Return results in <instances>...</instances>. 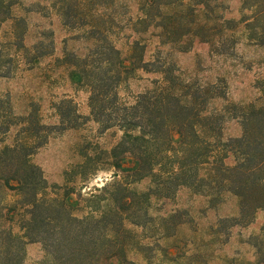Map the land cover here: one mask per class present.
Listing matches in <instances>:
<instances>
[{
    "label": "trees",
    "instance_id": "1",
    "mask_svg": "<svg viewBox=\"0 0 264 264\" xmlns=\"http://www.w3.org/2000/svg\"><path fill=\"white\" fill-rule=\"evenodd\" d=\"M245 1L260 17L264 14V0ZM52 2L69 28L83 29L95 41L104 38L101 54L109 53L112 60L94 68L87 56L76 58L69 79L88 89L92 119L104 130L118 128L122 136L107 154L111 180L87 199L67 192L60 198L47 196L43 174L29 160L33 147L0 150V264H22L27 242L42 245L47 258L41 264H134L126 256L125 222L137 224L135 219L147 216L152 198L173 200L181 189L207 197L214 206L224 195L236 199V214L219 217L215 229L251 224L256 212L264 210V103L229 102L214 83L197 85L181 78L172 62L144 60L145 45L141 48L138 39L121 57L99 23V5L91 1L84 9L83 0ZM138 2L135 34V26L142 25L144 32L155 27L161 37L178 44L189 37L210 39L216 28L225 32L219 24H196L197 15L185 0ZM10 8L9 0H0L1 21L11 19ZM140 50L142 58L136 59L134 52ZM138 69L158 78L151 89L125 101L119 87ZM217 102L221 106L213 108ZM13 120L0 99V135L15 125ZM230 124L237 134H227ZM138 183L148 186L145 192L130 188ZM177 216L174 212L167 219ZM253 237L255 264H264V233Z\"/></svg>",
    "mask_w": 264,
    "mask_h": 264
},
{
    "label": "rangeland",
    "instance_id": "2",
    "mask_svg": "<svg viewBox=\"0 0 264 264\" xmlns=\"http://www.w3.org/2000/svg\"><path fill=\"white\" fill-rule=\"evenodd\" d=\"M83 1L84 9L91 1L99 5V23L121 57L129 55L130 42L138 39L141 48L145 45L144 60L172 62L181 78L197 85L214 83L229 102L264 103V14L260 17L249 1L185 0L197 15L196 24H219L225 32L216 25L210 39L189 37L178 44L161 37L155 27L144 32L142 25L135 26L133 33L138 0ZM9 3L11 19L1 21L0 11V99L7 102L15 125L0 135V150L20 144L33 147L29 160L41 170L49 197L60 198L65 192L74 199L97 195L111 180L107 154L122 132L114 127L104 130L92 119L88 89L72 83L69 72L76 58L87 56L95 68L113 56L101 54L104 38L97 35L95 41L83 29L65 25L52 0ZM134 53L142 58V50ZM131 76L118 91L125 101L151 89L158 78L139 69ZM226 132L238 130L230 124ZM147 187L130 186L138 193ZM236 208L230 195L214 206L188 189H181L173 200L152 198L145 208L147 216L135 219L137 224H124L127 259L134 264H255L253 236L264 233V210L256 212L251 224L215 229L218 218L235 215ZM174 212L178 216L167 219ZM180 221L184 223L178 225ZM46 258L40 243L25 244L22 264H41Z\"/></svg>",
    "mask_w": 264,
    "mask_h": 264
}]
</instances>
